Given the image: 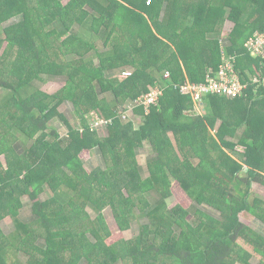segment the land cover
Masks as SVG:
<instances>
[{"label":"trees","instance_id":"obj_1","mask_svg":"<svg viewBox=\"0 0 264 264\" xmlns=\"http://www.w3.org/2000/svg\"><path fill=\"white\" fill-rule=\"evenodd\" d=\"M146 1L0 0V87L10 92L0 102V219L15 222L8 234L0 227V264H264V233L239 218L246 212L264 230V199L250 194L252 183L264 186V85L252 81L262 75L259 58L243 47L264 29V0ZM226 20L234 28L225 41ZM235 45L243 94H204L198 110L181 86L204 81ZM123 70L131 74L120 78ZM46 75L64 85L35 88ZM155 87L149 112L139 106L120 117L125 103ZM65 101L80 127L60 132L48 121L64 119L57 107ZM90 111L111 119L106 136L89 124ZM228 135L243 148L242 162L225 150L234 146ZM19 136L29 142L21 152ZM146 142L153 155L142 173L136 151ZM93 148L104 165L88 169ZM45 189L51 195L42 198ZM23 197L27 221L19 219ZM141 198L148 203L136 213ZM106 206L120 230L141 218L138 233H113Z\"/></svg>","mask_w":264,"mask_h":264},{"label":"rangeland","instance_id":"obj_2","mask_svg":"<svg viewBox=\"0 0 264 264\" xmlns=\"http://www.w3.org/2000/svg\"><path fill=\"white\" fill-rule=\"evenodd\" d=\"M236 4L237 6H241L242 5V0H236ZM128 5V4H126ZM4 26H0V30L1 28ZM75 28H77V25L74 26ZM234 28V23L232 21L226 20L221 28V35L220 38H224V40L226 41L227 39V35L231 32V30ZM166 32V31H165ZM169 32V31H168ZM65 35H63L60 39L64 38ZM59 39V40H60ZM246 42V41H245ZM244 47V45H243ZM221 50V49H220ZM222 56V53H221ZM241 56V49L238 46H231V47H226L224 49V55L223 57L226 59H231L232 57H235V66H236V62H237V57ZM254 57V56H253ZM222 59V58H221ZM242 59V58H241ZM240 59V60H241ZM239 62V61H238ZM242 63L244 64V60L242 61ZM233 62H232V70L234 72V74L236 75V77L240 80V76L238 74V71L240 72L239 67H235ZM246 70V69H245ZM64 85V81L62 79H55L53 81H47V82H43V85H41L39 88L48 92V93H53L55 91H57L61 86ZM196 107L198 110H200V107L198 106V104H196ZM58 112H60V114L63 115L64 119L59 117V116H52L51 119H49L48 124H49V128H56L58 129L60 132H64L65 129L68 130V126L67 124L69 123L71 125V127L73 128H77L80 127L79 125V120L78 118L73 114V105L70 101H65L63 103H61L60 105H58L57 107ZM262 110V109H261ZM260 110V111H261ZM89 116V124H92L95 120V117L98 116L94 111H90L88 114ZM136 122H139V120H137ZM221 119H217L215 121V123L213 124V126H211L210 130L211 132L216 135V131L220 125ZM94 126V125H93ZM96 129V128H94ZM48 131L50 129H47ZM98 130V131H97ZM96 132L99 133L100 136H106L107 135V128L102 127V128H97L96 130H94ZM241 131V130H240ZM170 136H172L171 133H168ZM217 136V135H216ZM22 136L20 137V141L22 140ZM227 140L231 141L230 143H234L233 147H225L226 151L228 153H230L233 158L239 160V161H243V148L239 145H236V139L234 137L231 136H227L225 137ZM15 142V144L17 145L16 147H20L26 145V143L24 142ZM149 149L147 148H140L139 150H137V157L139 159L140 164L144 165V169L146 170V163L147 160L145 159L146 153ZM152 151V150H151ZM89 153H85L84 156V164L85 161L88 157ZM153 155V152H152ZM0 161L3 162V157H0ZM138 163V162H137ZM139 164V163H138ZM250 194L252 196H256L259 197L261 199H264V186L262 184L259 183H252V187H251V191ZM51 195V191L49 189H45L42 193V198H47L48 196ZM178 195V196H177ZM177 200H180V202H183L184 204L188 205V204H192L194 205V203H192L190 200H188V198H185L184 195L181 192H177ZM179 196H182V198L185 199L186 202H184ZM144 198H141V200H139L135 206V212L139 213L141 211L142 208L145 207L146 205V200L144 201ZM23 201V206L19 211V219L23 220V221H27L30 219V215H31V206L29 205V200L27 197H23L22 199ZM151 200H149L150 202ZM171 201V202H170ZM175 196H172L169 199L170 204H173L175 202ZM148 203V202H147ZM204 207H206L205 205H200L197 206V208L201 211H206L204 209ZM194 209V207H192ZM88 211V213L90 214V216L92 218H94L96 216V212L90 208L89 206L86 209ZM213 212H216V210H213ZM135 213V214H136ZM102 214L109 226V229L113 232V233H117V232H121V234L125 237V238H132L134 237L138 231H139V227L141 222V218H134L133 221L131 222V225L128 229L125 230H120L118 228V225L113 217V214L110 210V208L108 206L104 207L102 209ZM239 218L241 221H243L245 224H247L248 226H250L251 228H254L255 230H257L258 232L264 233L263 231V227L260 221H258L257 219H255V217H253L252 215L246 213V212H240L239 213ZM0 227L3 230V232L5 234L10 233L11 231L14 230L15 228V222L12 219V217L9 216H4L3 218L0 219ZM12 257H14L13 255H9L8 256V262H10L12 260ZM16 257V256H15ZM17 258L23 263L25 262V257L21 254L18 253L17 254ZM239 264V263H237ZM250 264H257V260L255 257L251 258L250 260Z\"/></svg>","mask_w":264,"mask_h":264},{"label":"built area","instance_id":"obj_3","mask_svg":"<svg viewBox=\"0 0 264 264\" xmlns=\"http://www.w3.org/2000/svg\"><path fill=\"white\" fill-rule=\"evenodd\" d=\"M146 2L149 3L150 0H147ZM244 48L248 54L257 57L260 60L257 71L261 72L262 75L260 77L258 75L254 76L252 81H260L264 85V29L255 31L244 43ZM232 62L234 64L235 57H232L229 60L222 56L221 63L217 68L214 69L210 67L207 70L204 81L196 83L186 81L181 86V92L188 93L195 105L201 104L202 96L207 93L225 97L241 96L246 84L239 80L234 74L231 68ZM130 74V70H123L118 76L123 78ZM168 75L169 72L165 71L164 76L166 77ZM159 95L160 90L158 88H149L147 92H144L125 103L120 117L126 119L133 114L134 108L139 106L143 108L144 112H149V107L157 104ZM110 122L111 119L109 118L96 116L91 126L96 129L102 127L106 128Z\"/></svg>","mask_w":264,"mask_h":264},{"label":"crops","instance_id":"obj_4","mask_svg":"<svg viewBox=\"0 0 264 264\" xmlns=\"http://www.w3.org/2000/svg\"><path fill=\"white\" fill-rule=\"evenodd\" d=\"M160 20H162V18L160 17L159 18ZM158 21V22H161V21ZM77 30L79 31L80 33V28L78 27ZM81 31H84V33H82L83 36H86V37H89L93 42L97 43V46L100 45L99 44V41H97V37L95 36V34H93L92 32L88 31L87 29L85 30H81ZM55 79H60V77H57V78H54L53 76H50V75H46L44 76L43 80L42 81H39L38 83H35V88H39L41 85H43V82H47V81H53ZM9 90L8 89H4V88H1L0 87V102H4L5 100H7L10 96L9 94ZM20 137H18L17 141H20ZM22 142V140L20 141ZM26 143V145L24 146H21L20 147H16L17 151L21 152L25 149V147L28 145L27 142H24ZM17 146V145H15ZM147 148L149 149L146 153V156H145V159L148 161V159L152 156V149L150 147V145L146 142L142 145V148ZM89 155L85 161V166L88 168V169H94L96 167H103L104 165V162H103V158H102V155L100 153V151L97 149V148H93L92 150H90L89 152ZM86 157V156H85ZM136 157H137V151H136ZM137 162L139 163V165L142 167L141 168V171L142 173H146V170L144 169V165L143 164H140L139 162V159L137 157Z\"/></svg>","mask_w":264,"mask_h":264}]
</instances>
